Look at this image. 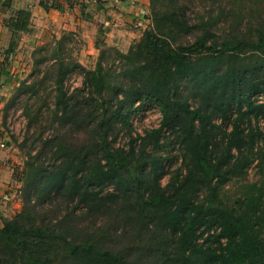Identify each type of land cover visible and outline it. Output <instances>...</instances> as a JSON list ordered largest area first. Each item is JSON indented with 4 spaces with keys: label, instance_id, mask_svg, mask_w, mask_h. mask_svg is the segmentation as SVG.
Instances as JSON below:
<instances>
[{
    "label": "trees",
    "instance_id": "obj_1",
    "mask_svg": "<svg viewBox=\"0 0 264 264\" xmlns=\"http://www.w3.org/2000/svg\"><path fill=\"white\" fill-rule=\"evenodd\" d=\"M212 1L201 16L191 11L199 0H150L144 37L127 56L133 67L114 88L99 61L80 67L83 88L69 93L59 64L55 118L64 128L86 123V144L82 157L71 148L53 156V167L32 159L40 184L0 227V264H264V0L263 16L247 22L236 16L246 0ZM40 5L62 10L57 0ZM29 20L26 11L11 18L4 63ZM138 99L158 107L160 126L116 146ZM168 130L181 138L182 165L163 185L168 172L156 152ZM256 161L257 182L227 201L226 187L245 182ZM58 199L57 216L48 206ZM82 216L102 224L82 232Z\"/></svg>",
    "mask_w": 264,
    "mask_h": 264
},
{
    "label": "rangeland",
    "instance_id": "obj_2",
    "mask_svg": "<svg viewBox=\"0 0 264 264\" xmlns=\"http://www.w3.org/2000/svg\"><path fill=\"white\" fill-rule=\"evenodd\" d=\"M246 1V6H239L237 18L246 22L257 21L263 16L262 0ZM250 9H253V13ZM213 10L212 0H199L196 9L191 11L207 16ZM63 19L64 17L57 19L50 28L42 27L39 30L35 49L29 50L27 56L18 61L0 64V227H3L5 221H11L21 213L27 196H32L33 185L40 184L41 176L30 177V164L36 166V161L32 159L41 157L45 163L44 168H47L53 167V156L61 160L68 148H71L70 154L80 153L82 157V149L86 144V123H78L76 126L69 124V127L64 128L63 123L54 115V81L59 64H63L62 75L69 93L83 88L80 67L95 70L99 61L105 65L106 74L114 88L121 81L122 73L133 67L127 56L142 40L147 29L146 25L130 47L122 51L116 45L117 42L106 39L101 29L96 36L88 31L86 37L80 33L60 30L57 23L66 24L67 20ZM200 82L202 84L203 80ZM184 96L193 102L197 94L186 91ZM76 98L77 102H81L82 98L85 99V92L78 94ZM133 107L134 111L138 110L132 114L128 129L119 133L116 146L126 147L130 143L129 133L135 138L144 137L148 131L160 126L162 115L158 107L151 105L146 99H138ZM84 113L82 111L80 116ZM260 127L264 131V119H260ZM162 139V148L156 153L162 155L165 169L170 173L162 181L166 185L172 173L182 165V142L174 130L164 132ZM44 143L53 144L54 150ZM257 164L256 161L249 168L245 182L234 181L226 187L227 201L233 202L236 196L257 182L260 172ZM38 199L37 197V202ZM48 199L46 196L42 203L47 205ZM64 205L58 199L48 208H55L53 214L58 216L64 213ZM74 206L75 204L70 205V208L73 209ZM81 209L82 207H78L76 213L82 215ZM78 220L77 226L80 225L82 232L89 226L102 224L100 217L90 219L82 216Z\"/></svg>",
    "mask_w": 264,
    "mask_h": 264
},
{
    "label": "crops",
    "instance_id": "obj_3",
    "mask_svg": "<svg viewBox=\"0 0 264 264\" xmlns=\"http://www.w3.org/2000/svg\"><path fill=\"white\" fill-rule=\"evenodd\" d=\"M41 0H0V64L5 62L6 51L10 47L13 31L10 20L19 11L30 14L29 26L22 32L18 46L10 61H18L34 50L40 29L50 28L59 18L66 24L57 23L62 31L98 35L104 31L106 39L117 42L122 51L129 48L140 30L146 28L145 15L149 11L150 0H57L62 10L46 11ZM63 19V20H64Z\"/></svg>",
    "mask_w": 264,
    "mask_h": 264
}]
</instances>
